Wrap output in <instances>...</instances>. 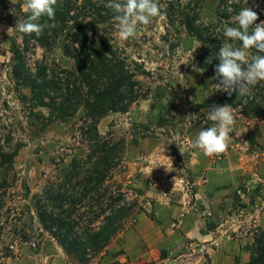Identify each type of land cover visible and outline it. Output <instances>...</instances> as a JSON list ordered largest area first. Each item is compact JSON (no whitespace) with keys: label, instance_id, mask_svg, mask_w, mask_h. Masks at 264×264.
Segmentation results:
<instances>
[{"label":"rangeland","instance_id":"374dc122","mask_svg":"<svg viewBox=\"0 0 264 264\" xmlns=\"http://www.w3.org/2000/svg\"><path fill=\"white\" fill-rule=\"evenodd\" d=\"M171 1L176 0H156L163 15L138 25L134 37L125 41L114 35L117 54L134 69L139 67L138 81L148 96L128 113L109 114L99 125L103 138L125 148L107 187L112 193L122 185L127 200L138 202L142 210H135L136 221L95 264H249L256 235L264 229V110L249 119L241 109H233L232 139L223 153L209 156L193 147L198 133L214 124L206 118L207 108L224 104L217 86L204 88L205 72L198 62L204 48L185 30L170 25L166 9ZM181 1H197L208 23L218 21L219 0ZM236 1L264 16V0ZM5 14L0 6V114L14 117V122L21 115L10 77L16 32H7L12 27L4 22ZM231 23L236 24L235 19ZM44 54L38 49L28 62ZM246 54L249 59L254 55ZM47 57L49 64L74 66L61 51ZM258 84L264 86V81ZM188 114L195 116L184 121ZM81 117L50 126L20 150L8 177L12 188L3 210L7 223L0 231V264H70L43 229L35 197L60 183L74 158L88 156Z\"/></svg>","mask_w":264,"mask_h":264},{"label":"trees","instance_id":"16d2710c","mask_svg":"<svg viewBox=\"0 0 264 264\" xmlns=\"http://www.w3.org/2000/svg\"><path fill=\"white\" fill-rule=\"evenodd\" d=\"M108 3L109 0H57L54 18H40L39 22L46 25L40 35L14 29L10 77L18 94L21 115L15 119L16 123L12 121L14 117L0 114L2 231L7 223L3 215L6 195L12 188L8 177L20 150L26 146L25 141L39 138L50 126L68 122L82 113L80 132L88 156L74 158L64 179L47 186L35 197V209L43 229L64 250L70 264H94L101 260L128 224L136 221L139 212L135 210H142L138 202L127 200L122 185L112 193L107 187L125 148L103 138L99 125L109 114L128 113L148 96L138 81L139 67L134 69L120 58L113 45L116 13ZM197 3L168 2L166 16L171 26L185 30L204 48L198 62L205 72L203 83L207 90L220 83L214 77L219 49L229 44L224 35L225 26H236L231 21L244 6L236 0H219V19L208 23L203 17V6L197 7ZM23 4L0 0L6 12L4 22L12 28L27 19ZM263 18L259 15L257 23L264 21ZM38 49L44 51L43 58L30 64L29 55ZM55 51H61L74 66L67 69L55 62L49 64L47 54ZM247 51L257 54L255 48ZM219 89L223 104L241 109L245 118H258L264 110V86L255 85L251 93L239 97ZM4 106L9 108V103L5 101ZM251 254L249 264H264V229L256 235Z\"/></svg>","mask_w":264,"mask_h":264},{"label":"clouds","instance_id":"9594fccd","mask_svg":"<svg viewBox=\"0 0 264 264\" xmlns=\"http://www.w3.org/2000/svg\"><path fill=\"white\" fill-rule=\"evenodd\" d=\"M56 3L57 0H25L23 8L28 13L27 19L16 23L15 28H8L7 32L17 29L20 33L40 35L46 27L39 22L40 18L47 16L53 19ZM108 6L116 13L114 28L125 41L135 36L138 25H148L153 18L163 15L156 0H109ZM258 19V13L252 7H245L235 17L238 27L228 26L224 30L225 37L242 43V47L224 44L218 52L219 64L215 68L214 79H219L216 86L227 90L229 95H248L255 84L264 81V55L260 54L264 53V21L257 23ZM253 48L257 54L249 59L247 50ZM194 116L188 114L184 121H190ZM206 118L214 124L198 133L193 147L202 149L209 156L221 154L232 139L230 134L235 125L233 109L227 104H213L207 108ZM163 264H168L167 260Z\"/></svg>","mask_w":264,"mask_h":264},{"label":"crops","instance_id":"0c3cea01","mask_svg":"<svg viewBox=\"0 0 264 264\" xmlns=\"http://www.w3.org/2000/svg\"><path fill=\"white\" fill-rule=\"evenodd\" d=\"M105 255V254H104ZM95 264V263H94Z\"/></svg>","mask_w":264,"mask_h":264}]
</instances>
